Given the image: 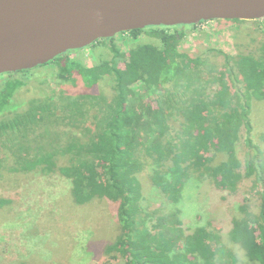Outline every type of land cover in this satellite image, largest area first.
Here are the masks:
<instances>
[{
  "label": "trees",
  "instance_id": "1",
  "mask_svg": "<svg viewBox=\"0 0 264 264\" xmlns=\"http://www.w3.org/2000/svg\"><path fill=\"white\" fill-rule=\"evenodd\" d=\"M212 21L255 28L239 43L237 28L235 53L202 45L192 56L182 42L192 32L202 37L208 21L147 26L92 43L89 65L68 50L0 75V179L59 174L76 205L118 202L105 264H264V152L250 118L252 99L264 100V18ZM147 165L162 196L152 207L139 177ZM192 178L226 195L249 178L257 210L243 197L225 239L211 219L185 227L181 208L167 207L180 203Z\"/></svg>",
  "mask_w": 264,
  "mask_h": 264
},
{
  "label": "rangeland",
  "instance_id": "2",
  "mask_svg": "<svg viewBox=\"0 0 264 264\" xmlns=\"http://www.w3.org/2000/svg\"><path fill=\"white\" fill-rule=\"evenodd\" d=\"M239 27L242 37L237 41L234 34ZM254 28L255 24L251 22L208 21L200 26L202 37L197 39L199 34L192 32L183 40L182 48L192 56L200 53L202 45L235 53L236 41L242 42L245 34ZM121 33L115 36L119 38ZM126 48L127 44L123 49ZM73 54L88 65L94 59L90 46ZM250 118L251 137L264 152V141L259 137L264 133V100L252 99ZM245 133V129L241 130L237 142V154L242 162L246 151ZM147 166L139 177L146 204L152 207L161 202L162 196L149 178L152 167ZM5 178L0 179V200L12 198L13 202L0 205L1 264H105V246L119 231L118 202L102 198L86 205H76L70 193V181L59 174L44 175L32 171L7 174ZM251 182L245 178L236 194L226 195L216 191L207 181L192 178L184 186L180 203H171L167 208H181L185 227L208 225L211 219L214 227L222 226L221 235L225 239L227 226L238 214L243 197L250 198L257 210L258 196H251ZM233 250L238 252L236 248ZM236 256L239 258L237 253ZM111 264H123V261L120 258L119 262L113 260Z\"/></svg>",
  "mask_w": 264,
  "mask_h": 264
},
{
  "label": "water",
  "instance_id": "3",
  "mask_svg": "<svg viewBox=\"0 0 264 264\" xmlns=\"http://www.w3.org/2000/svg\"><path fill=\"white\" fill-rule=\"evenodd\" d=\"M264 18V0H0V75L147 26Z\"/></svg>",
  "mask_w": 264,
  "mask_h": 264
}]
</instances>
